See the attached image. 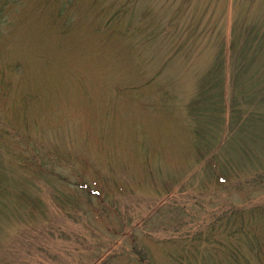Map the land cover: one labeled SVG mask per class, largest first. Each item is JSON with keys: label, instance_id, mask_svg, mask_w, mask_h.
Listing matches in <instances>:
<instances>
[{"label": "rangeland", "instance_id": "rangeland-1", "mask_svg": "<svg viewBox=\"0 0 264 264\" xmlns=\"http://www.w3.org/2000/svg\"><path fill=\"white\" fill-rule=\"evenodd\" d=\"M0 1V264H264V0Z\"/></svg>", "mask_w": 264, "mask_h": 264}, {"label": "trees", "instance_id": "trees-1", "mask_svg": "<svg viewBox=\"0 0 264 264\" xmlns=\"http://www.w3.org/2000/svg\"><path fill=\"white\" fill-rule=\"evenodd\" d=\"M0 2L3 3V1H0ZM4 5H5V4H4ZM263 248H264V247H262V251H261V252L264 254V249H263ZM233 250H235V249L232 248V253H234ZM232 255H233V254H232ZM235 255H236V253H234V256H235Z\"/></svg>", "mask_w": 264, "mask_h": 264}]
</instances>
